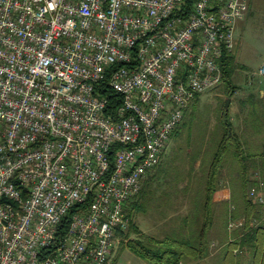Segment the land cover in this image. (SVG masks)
Here are the masks:
<instances>
[{
    "label": "built area",
    "instance_id": "1",
    "mask_svg": "<svg viewBox=\"0 0 264 264\" xmlns=\"http://www.w3.org/2000/svg\"><path fill=\"white\" fill-rule=\"evenodd\" d=\"M247 8L0 0V264H107L185 109L221 82Z\"/></svg>",
    "mask_w": 264,
    "mask_h": 264
},
{
    "label": "rangeland",
    "instance_id": "2",
    "mask_svg": "<svg viewBox=\"0 0 264 264\" xmlns=\"http://www.w3.org/2000/svg\"><path fill=\"white\" fill-rule=\"evenodd\" d=\"M247 6L234 32L236 68L231 81L222 79L191 100L160 162L148 171L139 195L142 209L130 212V205H126L131 224L138 228L129 230L128 239L194 240L204 219L206 179L222 136V113L228 109L243 153L237 155L230 143L223 156L212 203L209 255L205 259L188 257L181 264H226L222 259L227 242L244 233L246 199L258 203L257 216L251 219L253 226L264 222V203L250 195L255 186L264 197V78L257 75L264 63V0H247ZM232 85L236 91L229 96ZM244 177L248 179L246 187ZM235 253L243 264L251 262L249 251L237 249Z\"/></svg>",
    "mask_w": 264,
    "mask_h": 264
},
{
    "label": "trees",
    "instance_id": "3",
    "mask_svg": "<svg viewBox=\"0 0 264 264\" xmlns=\"http://www.w3.org/2000/svg\"><path fill=\"white\" fill-rule=\"evenodd\" d=\"M194 0H185V6H189ZM236 57L233 51H225L220 59V66L222 70V79L231 81L232 75L236 68ZM236 91L234 85L228 89V95H232ZM104 94L111 100L110 103L114 102V97L109 90H104ZM222 124V136L219 142L218 150L214 155L206 179V195L204 200V219L201 225L200 231L194 240L187 238H170L156 239L153 237L148 238H131L127 241V246L137 255L154 264H181L188 257L193 259H204L209 255V243L208 232L210 231L213 220H212V203L214 197L218 191L219 172L223 167V156L227 151L228 144L233 143L237 155L243 153V147L240 142V137L235 131L231 117H229L228 109L222 113L221 118ZM147 177L143 181L141 191L136 197H134L128 204L130 205V212L133 209L141 210L142 205L140 203L139 195L144 190V185L147 182ZM248 184L247 177H244V185ZM264 203V202H261ZM258 203H254L250 199L245 201V225L244 233L240 235L239 239H234L227 242L223 261L226 264H243L242 260L237 259L238 254L236 250H246L252 255L251 262L246 264H264V222L259 223L255 226L251 223L252 216L257 212L255 208ZM132 209V210H131ZM255 210V211H254ZM75 211L72 209L67 216L70 218L71 213ZM127 213V210H126ZM130 218V229L137 231V226L131 224V214H127ZM67 223V220H66ZM252 224V225H251ZM121 233L122 236L127 237L130 231Z\"/></svg>",
    "mask_w": 264,
    "mask_h": 264
},
{
    "label": "crops",
    "instance_id": "4",
    "mask_svg": "<svg viewBox=\"0 0 264 264\" xmlns=\"http://www.w3.org/2000/svg\"><path fill=\"white\" fill-rule=\"evenodd\" d=\"M254 80H256V79H254ZM257 81H259V83L262 82L260 78L257 79ZM262 95H263V93H262ZM126 238L127 237H123V239L114 246L112 253L110 254V257L108 259L107 264H154V263L144 259L143 257L137 255L131 249H129L127 244H126L128 241V238L127 239ZM192 264H199V263L198 262H192Z\"/></svg>",
    "mask_w": 264,
    "mask_h": 264
},
{
    "label": "water",
    "instance_id": "5",
    "mask_svg": "<svg viewBox=\"0 0 264 264\" xmlns=\"http://www.w3.org/2000/svg\"><path fill=\"white\" fill-rule=\"evenodd\" d=\"M228 104H229V101H228V103H227V107H228Z\"/></svg>",
    "mask_w": 264,
    "mask_h": 264
}]
</instances>
